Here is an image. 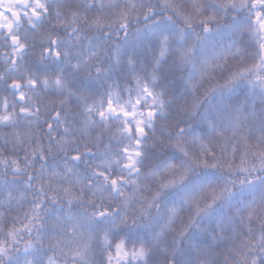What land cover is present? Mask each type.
Listing matches in <instances>:
<instances>
[{
	"label": "snow or ice",
	"instance_id": "obj_1",
	"mask_svg": "<svg viewBox=\"0 0 264 264\" xmlns=\"http://www.w3.org/2000/svg\"><path fill=\"white\" fill-rule=\"evenodd\" d=\"M0 264H264V0H0Z\"/></svg>",
	"mask_w": 264,
	"mask_h": 264
}]
</instances>
